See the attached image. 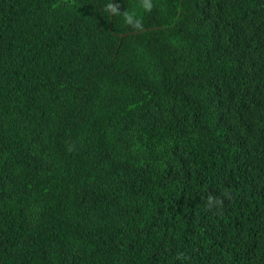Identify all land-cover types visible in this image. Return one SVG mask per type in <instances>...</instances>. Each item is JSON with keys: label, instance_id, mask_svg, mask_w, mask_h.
<instances>
[{"label": "trees", "instance_id": "16d2710c", "mask_svg": "<svg viewBox=\"0 0 264 264\" xmlns=\"http://www.w3.org/2000/svg\"><path fill=\"white\" fill-rule=\"evenodd\" d=\"M147 2L0 0V264H264V0Z\"/></svg>", "mask_w": 264, "mask_h": 264}, {"label": "clouds", "instance_id": "9594fccd", "mask_svg": "<svg viewBox=\"0 0 264 264\" xmlns=\"http://www.w3.org/2000/svg\"><path fill=\"white\" fill-rule=\"evenodd\" d=\"M145 7H146L147 9H149V10H150V8H151V4L148 3L147 0H145ZM114 10H115V9H113V11H114ZM126 22H127V23H131V22H132L131 17H127V18H126ZM141 26H142V25H140V23L137 22L136 27H141Z\"/></svg>", "mask_w": 264, "mask_h": 264}, {"label": "water", "instance_id": "95a60500", "mask_svg": "<svg viewBox=\"0 0 264 264\" xmlns=\"http://www.w3.org/2000/svg\"><path fill=\"white\" fill-rule=\"evenodd\" d=\"M124 35H125V34H122L121 37L124 36Z\"/></svg>", "mask_w": 264, "mask_h": 264}]
</instances>
